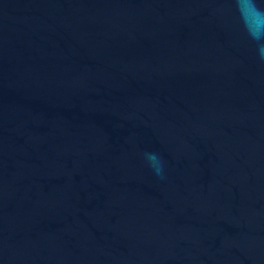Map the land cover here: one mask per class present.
<instances>
[{
  "label": "water",
  "instance_id": "obj_1",
  "mask_svg": "<svg viewBox=\"0 0 264 264\" xmlns=\"http://www.w3.org/2000/svg\"><path fill=\"white\" fill-rule=\"evenodd\" d=\"M0 264H264L236 0H0Z\"/></svg>",
  "mask_w": 264,
  "mask_h": 264
},
{
  "label": "clouds",
  "instance_id": "obj_2",
  "mask_svg": "<svg viewBox=\"0 0 264 264\" xmlns=\"http://www.w3.org/2000/svg\"><path fill=\"white\" fill-rule=\"evenodd\" d=\"M240 19L248 36L257 42V54L264 60V0H236ZM145 158L157 176L163 178L165 161L156 151L145 153Z\"/></svg>",
  "mask_w": 264,
  "mask_h": 264
}]
</instances>
